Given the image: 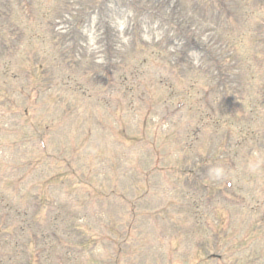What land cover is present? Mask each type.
I'll return each mask as SVG.
<instances>
[{"label":"rangeland","instance_id":"1","mask_svg":"<svg viewBox=\"0 0 264 264\" xmlns=\"http://www.w3.org/2000/svg\"><path fill=\"white\" fill-rule=\"evenodd\" d=\"M0 264H264V0H0Z\"/></svg>","mask_w":264,"mask_h":264}]
</instances>
